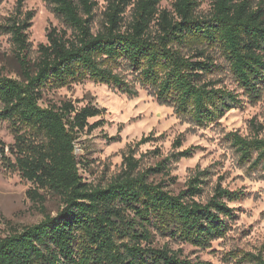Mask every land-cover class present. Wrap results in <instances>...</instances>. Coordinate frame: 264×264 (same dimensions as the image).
Masks as SVG:
<instances>
[{
  "label": "trees",
  "instance_id": "1",
  "mask_svg": "<svg viewBox=\"0 0 264 264\" xmlns=\"http://www.w3.org/2000/svg\"><path fill=\"white\" fill-rule=\"evenodd\" d=\"M44 1L63 24L48 29L36 57L29 39L35 11L25 8V0H16L12 14L0 23L10 34L21 76L0 66V121L9 122L15 138L14 158L5 160L33 183L27 194L43 212L39 221L10 224L0 235V264H211L183 256L156 235L209 247L227 234L236 214L229 202L244 198L245 191L218 182L206 201L198 200L207 172L202 170L174 192L149 178L162 169L161 162L141 170L132 150L108 183L88 182L76 140L102 123L89 119L103 109L72 101L42 105L41 99L46 88L86 79L135 96L128 70L177 115L201 125L217 121L243 104L240 94L253 101L264 95V0H211L207 11H199L205 0H174L171 8L162 7V0H105L100 14L99 0ZM214 53L226 59L242 93L210 76L219 68ZM259 132L232 131L228 137L243 162L264 169ZM150 139L144 136L138 144ZM193 152L190 146L176 157ZM48 192L62 201L55 214L44 207ZM240 258L264 264L263 250L244 251Z\"/></svg>",
  "mask_w": 264,
  "mask_h": 264
},
{
  "label": "rangeland",
  "instance_id": "2",
  "mask_svg": "<svg viewBox=\"0 0 264 264\" xmlns=\"http://www.w3.org/2000/svg\"><path fill=\"white\" fill-rule=\"evenodd\" d=\"M173 1L162 0L161 6L171 8ZM15 3L16 0H0V23L12 14ZM105 3V0H99V14ZM210 6L211 0H205L199 11H207ZM25 8L35 11L29 39L32 42L31 55L36 57L38 44L46 41L48 29L63 23L44 0H25ZM215 57L219 68L210 76L218 82L217 85L241 92L226 59L219 53ZM0 66L7 74L21 78L20 63L10 34L3 33L1 29ZM124 72L135 82L137 95L130 96L114 85L86 79L59 88H46L41 99L42 105L72 101L78 107L91 103L103 109L102 115L89 119L91 123L102 119V123L91 131L80 132L76 140V153L84 162L80 166L84 179L95 185L108 183L122 170L124 157L130 150L139 160L141 170L161 162L162 169L152 172L149 178L163 182L174 192L187 187L190 177L198 171L206 170L205 176H201L204 182L202 193L196 196L198 200L206 201L218 182L230 189L245 191L244 198L229 202L236 208V214L230 220V229L225 237L213 240L206 248L159 233L156 240L161 244L167 243L183 256L207 260L211 264H245L240 260L242 252H264V169L243 162L228 137L232 131L254 136L260 130V136L264 135V95L253 101L240 94L245 99L241 106L228 110L217 121L201 125L177 115L172 105L160 103L149 87L143 86L128 70ZM149 135L150 140L138 144L142 137ZM115 136L119 138H111ZM176 139L181 141L178 146L175 145ZM0 140L4 145V154H0L2 235L10 224L20 226L39 221L43 212L40 204L27 194L33 183L25 179L18 169L10 168L5 160V157L14 158L11 145L15 138L8 121H0ZM190 146L194 148L192 156L176 157L178 152ZM61 204L58 194H46V211L55 214Z\"/></svg>",
  "mask_w": 264,
  "mask_h": 264
}]
</instances>
